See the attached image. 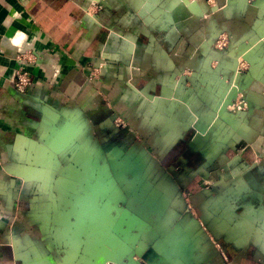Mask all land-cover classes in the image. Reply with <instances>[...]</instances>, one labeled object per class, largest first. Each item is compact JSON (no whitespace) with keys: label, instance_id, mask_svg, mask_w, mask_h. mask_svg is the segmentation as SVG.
Instances as JSON below:
<instances>
[{"label":"crops","instance_id":"1","mask_svg":"<svg viewBox=\"0 0 264 264\" xmlns=\"http://www.w3.org/2000/svg\"><path fill=\"white\" fill-rule=\"evenodd\" d=\"M211 2L0 0V264H264V0Z\"/></svg>","mask_w":264,"mask_h":264},{"label":"rangeland","instance_id":"2","mask_svg":"<svg viewBox=\"0 0 264 264\" xmlns=\"http://www.w3.org/2000/svg\"><path fill=\"white\" fill-rule=\"evenodd\" d=\"M213 1L214 0H212V2ZM247 1L249 2L250 0H247ZM257 2L259 3V0H257ZM236 42L237 41H235V42L234 41H231V37L229 35H227V33L225 32V30H221V31L217 32L215 35H213L212 40L210 42L211 44H209L208 47L210 46L209 48H211L215 52L216 51L219 52V50L221 48L226 47L228 49V51L225 52V53H222V54L228 55L229 49H232V47L234 46V44ZM229 62H230V60L229 61L225 60V65H228ZM247 65H248V62H246V61L243 60V63L241 64L239 79H238V82L240 84L244 83V79H243V74L242 73L244 72V70H246V68H247L246 66ZM236 100H238V98L235 97L234 101H236ZM231 102H232V99H231ZM231 105H232L231 103L228 105L229 106V109H228L229 111H231L233 109V107ZM240 106L246 108V103L242 102V105L240 104ZM222 110H224V109H222ZM114 118H116V122H119V123L120 122L123 123V121H124L122 117L121 118L120 117H114ZM219 168H221V166ZM221 169L222 170H220L221 171L220 173H223V171H225V167L223 166ZM208 180L210 181V179H208ZM209 181L208 182L206 180L203 181V183H205L204 185H208Z\"/></svg>","mask_w":264,"mask_h":264},{"label":"flooded vegetation","instance_id":"3","mask_svg":"<svg viewBox=\"0 0 264 264\" xmlns=\"http://www.w3.org/2000/svg\"><path fill=\"white\" fill-rule=\"evenodd\" d=\"M254 1H257V0H254ZM211 40H212V36H207L206 37V39H205V42H206V44L207 45H209V44H211L210 42H211ZM210 47V46H209ZM208 47V48H209ZM242 47V46H241ZM241 49V48H240ZM226 50H228L226 47H223V48H221L220 50H219V52L220 53H225L226 52ZM240 53V55L238 56V55H236V57H235V59H233L232 60V66H231V70H234V75H233V78L232 77H229L228 78V82L226 83V84H224V94L221 96V98H222V100H226V98H225V96H226V94H228V95H230V97H234L235 95H236V93L235 94H233L232 92H235L236 91V83H237V77H238V75H239V73H240V69H241V64H242V57H241V54H242V52H239ZM236 54H238V52H236ZM238 57V58H237ZM227 74H225V76H226ZM235 76H236V78H235ZM234 79H235V82L236 83H234L233 81H234ZM229 83H230V85H229ZM235 84V85H234ZM234 85V86H233ZM228 91V92H227ZM230 97H228V98H230ZM227 98V100L229 101L230 99H228ZM106 262L107 261H105L104 262V264H106ZM117 262H119L120 264H122V262H120V261H118L117 260Z\"/></svg>","mask_w":264,"mask_h":264},{"label":"built area","instance_id":"4","mask_svg":"<svg viewBox=\"0 0 264 264\" xmlns=\"http://www.w3.org/2000/svg\"><path fill=\"white\" fill-rule=\"evenodd\" d=\"M30 81L31 76L25 69L16 67L13 70L12 82L17 89L22 90L25 85L30 83Z\"/></svg>","mask_w":264,"mask_h":264},{"label":"bare ground","instance_id":"5","mask_svg":"<svg viewBox=\"0 0 264 264\" xmlns=\"http://www.w3.org/2000/svg\"><path fill=\"white\" fill-rule=\"evenodd\" d=\"M227 51H228V50H226V52H227ZM233 51H234V52H237V49L234 48ZM106 264H120V263L117 262V260H113V261H111V260H107Z\"/></svg>","mask_w":264,"mask_h":264},{"label":"water","instance_id":"6","mask_svg":"<svg viewBox=\"0 0 264 264\" xmlns=\"http://www.w3.org/2000/svg\"><path fill=\"white\" fill-rule=\"evenodd\" d=\"M246 100V99H245ZM230 101H231V99H230ZM248 103V102H247ZM145 261H147V259L145 260Z\"/></svg>","mask_w":264,"mask_h":264},{"label":"clouds","instance_id":"7","mask_svg":"<svg viewBox=\"0 0 264 264\" xmlns=\"http://www.w3.org/2000/svg\"><path fill=\"white\" fill-rule=\"evenodd\" d=\"M15 43V41H13Z\"/></svg>","mask_w":264,"mask_h":264}]
</instances>
